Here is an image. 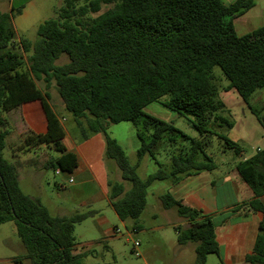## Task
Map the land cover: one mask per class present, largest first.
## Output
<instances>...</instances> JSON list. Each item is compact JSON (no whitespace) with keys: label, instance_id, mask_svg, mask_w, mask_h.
<instances>
[{"label":"trees","instance_id":"1","mask_svg":"<svg viewBox=\"0 0 264 264\" xmlns=\"http://www.w3.org/2000/svg\"><path fill=\"white\" fill-rule=\"evenodd\" d=\"M64 0L57 16L39 24L34 41L21 38L23 53H29L27 67L22 55L14 50L13 12H0V224L13 222L16 234L31 264H81L74 254L73 225L94 212L52 217L36 198L25 195L18 186L17 170L3 156L8 131L3 112L39 101L46 120V131L25 136L26 148L39 145L54 148L60 155L49 158L45 167L71 173L77 161L62 144L64 129L48 102V88L53 82L64 109L70 112L87 138V131L102 133L105 155L113 159L122 180L130 184L109 183L108 199L118 219L137 220L146 206V191L154 181L211 171L216 165L207 150L215 126L228 131L233 122L221 100L212 68L218 67L227 84L234 89L264 128V114L249 105L250 96L264 86V26L237 35L234 20L254 6V0ZM68 61L56 65L62 55ZM37 81L43 82L41 90ZM166 97L164 106L179 116H191L199 138H190L166 122L145 113L146 105ZM128 121L136 128L140 141L138 161L148 154L164 135L169 143L177 137L187 141V150L173 156L169 171L159 168L146 178L136 174L123 149L107 134L110 124ZM85 123L86 128L83 124ZM236 155L240 145L225 135H218ZM235 169L250 188L254 198L233 208L263 214L252 254L247 261L264 263V148ZM164 208H175L188 222L176 227L177 242L196 243L195 263L205 264L208 254L218 255L214 225L209 216L184 206L166 193ZM14 264H22L20 258Z\"/></svg>","mask_w":264,"mask_h":264},{"label":"rangeland","instance_id":"2","mask_svg":"<svg viewBox=\"0 0 264 264\" xmlns=\"http://www.w3.org/2000/svg\"><path fill=\"white\" fill-rule=\"evenodd\" d=\"M82 1H79V3ZM233 1L221 0L224 5H229ZM63 5L64 0H0V12L3 13H9L11 7L16 10L18 7L23 6L20 14L13 12L11 24L16 34L13 44L14 50L22 55L26 67L29 53L21 51L18 44L19 40L25 38L34 41L39 24L45 20L55 18L58 9ZM261 26H264V0H254L252 10L234 20V30L239 36ZM67 61V56L63 54L55 61V64L61 65ZM212 72L217 78L216 83L220 90L219 96L225 101L227 110L229 109L224 116L234 123V120L240 116L239 111L241 109L247 110L248 107L234 89L227 92L222 90L227 84V80L218 67L214 66ZM37 85L41 90H46L43 82L37 81ZM47 94L50 106L61 121L66 143H74L77 146L88 143L87 146L92 151L94 148L97 151L98 148H101L100 156L102 162L106 164L109 179L113 183H124L126 188H129L130 184L128 182L118 180L120 178L116 177V172L117 176L121 174L116 162L105 155L103 134L87 131V138H84L72 114L64 109V104L53 82L48 88ZM256 94L260 97L261 103L264 104V87L258 89ZM166 99V97H163L158 101L149 103L144 108L145 113L163 121L171 122L175 128L188 137L198 139L200 137L199 133L192 126L193 118L191 116H179L176 112L165 107L164 101ZM25 108H27V111L33 112L32 104L26 105ZM259 111L264 114V109ZM2 116L5 121V128L8 131L3 156L15 165L18 186L21 192L38 199L52 217L68 216L76 212H94L93 216L73 225L72 235L81 264L195 263L194 250L196 243L187 242L180 245L177 242V232L172 224L177 223L179 217L175 208H164L161 201L162 195L172 194L173 192L170 179L154 181L151 187L148 188L146 206L137 220L126 219L121 221L104 199L95 202L89 201L98 191L94 182L90 181L84 185H79L78 182L81 180L79 176L74 178L73 183H68L64 172L56 174L55 169L45 167V163L49 158H55L59 155L54 148L39 145L36 152V149H32L31 161L23 162L22 157L30 149H24L27 147L24 144L25 136L32 131L26 123L22 108L11 112H3ZM246 116V119L249 120L248 111ZM83 126L86 128L85 123ZM243 128H245V123L239 122L234 131H227L224 125L213 128L214 133L210 135V145L207 152L212 156L215 165L220 168V174L215 173L216 176L212 175L214 180L219 178L221 172L226 170L225 165L228 166L232 160L240 158L232 149L227 148L217 136L220 134L233 139L235 133L240 134ZM107 134L122 147L130 165L137 166L136 174L141 179L154 173L159 165L169 171L172 157L178 156L180 152L187 150L189 146L187 141L179 137H177L175 143H169L168 137L170 135H164L153 148L154 159L146 154L138 161L136 152L140 146V141L136 136V128L130 122L123 121L110 124L107 128ZM240 145H242L243 150H249L247 144L240 143ZM14 152L17 153V156H13ZM62 181H64L65 187L59 188L57 184ZM103 217L107 219L111 227L117 229V232L111 238L106 237V230L109 225H103L100 222ZM135 242L137 243L136 247L134 246ZM15 258H20L22 264H31L28 257L25 256V251L16 234L15 225L10 221L0 224V264H14ZM206 260V264H219L217 255L213 253L208 254Z\"/></svg>","mask_w":264,"mask_h":264},{"label":"crops","instance_id":"3","mask_svg":"<svg viewBox=\"0 0 264 264\" xmlns=\"http://www.w3.org/2000/svg\"><path fill=\"white\" fill-rule=\"evenodd\" d=\"M252 8L244 14L251 11ZM257 90L250 96L249 105L259 111L264 109V104L261 103L260 97L257 96ZM222 101L225 104V101ZM29 104H32L33 112L26 110L27 108H25V106ZM247 107V110L241 109L239 111L240 116L234 120L233 127L230 130L234 131L238 122L245 123V128L240 131V134H238V132L235 133V137L231 140L237 142L239 145L240 143L247 144L249 146L248 151L243 150L242 145H240L242 149L239 153L240 158L238 160H232L230 162L232 165L229 164V167L225 165L224 168L226 170L224 171L223 169L224 172H221L223 175L221 174L220 177L215 180L212 175L216 176L218 173L220 174V168L217 165L211 171H203L194 175L184 176L177 183L171 182V188L174 192H172L171 195L174 199L181 201L184 206L195 209L199 211L200 214L211 218L214 225L215 240L218 244L217 259L219 264H258L247 261L246 257L252 254L254 241L259 232L258 226L263 220V214L257 211H247L245 208L241 211L233 212L234 207L254 198L250 188L239 177L235 165L237 162L248 159L258 150L264 148V128L260 125L248 105ZM19 108H22V113L32 133L41 134L46 131V120L39 101L25 103L16 109ZM247 111L250 115L249 120L246 119ZM62 144L65 146L66 151L75 155L77 161L73 171L71 173H65L67 182L73 183L74 178L79 176L81 177V180L78 182L79 185H84L90 181L94 182L98 191L89 201L95 202L104 199L107 205L113 210L108 199L110 191L108 184H112L113 182L109 179L106 164L102 162L100 156L102 149L98 148L97 151L94 148L92 151V149L87 146L88 143L82 146H77L70 142L66 143L65 135L62 139ZM24 149L27 150L28 148ZM32 149H36V152L39 147L27 150L28 152L22 157L23 162L31 161ZM13 156H17V153L14 152ZM120 175L117 176L116 172V177L120 178L118 180H122ZM57 185L59 188L65 187L64 181ZM151 185L149 187H151ZM258 199L264 207V195L260 196ZM84 204L86 203L84 202ZM177 216L179 217V221L172 224V226L174 228H186L188 222L178 214ZM100 222L103 225H109L106 230V237L111 238L114 236L117 229L111 227V224L108 223L105 217L100 219ZM73 253L79 255L76 248Z\"/></svg>","mask_w":264,"mask_h":264},{"label":"built area","instance_id":"4","mask_svg":"<svg viewBox=\"0 0 264 264\" xmlns=\"http://www.w3.org/2000/svg\"><path fill=\"white\" fill-rule=\"evenodd\" d=\"M55 173H56V174H58V173H59V171H58V170H56V171H55ZM134 246H135V247L137 246V243H136V242L134 243ZM262 264H264V263H262Z\"/></svg>","mask_w":264,"mask_h":264}]
</instances>
